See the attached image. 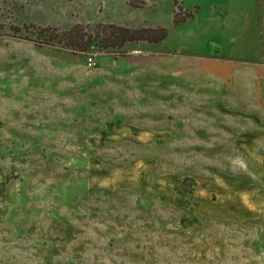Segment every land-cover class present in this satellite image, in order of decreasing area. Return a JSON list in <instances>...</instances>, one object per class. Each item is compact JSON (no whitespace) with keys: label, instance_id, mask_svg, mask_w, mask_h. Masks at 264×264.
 I'll return each instance as SVG.
<instances>
[{"label":"rangeland","instance_id":"rangeland-1","mask_svg":"<svg viewBox=\"0 0 264 264\" xmlns=\"http://www.w3.org/2000/svg\"><path fill=\"white\" fill-rule=\"evenodd\" d=\"M120 1L0 0V264H264V48L199 75L175 26L198 6ZM77 19L113 45L45 40Z\"/></svg>","mask_w":264,"mask_h":264},{"label":"crops","instance_id":"crops-1","mask_svg":"<svg viewBox=\"0 0 264 264\" xmlns=\"http://www.w3.org/2000/svg\"><path fill=\"white\" fill-rule=\"evenodd\" d=\"M120 2L121 4L123 2L129 10H135L128 3V0H121ZM180 2L185 10H191L198 6L195 16L182 22L178 28L181 43L193 48L191 51L194 52V57L187 59L194 60L193 63L189 64L193 66L194 73L228 80L237 68L232 60L262 59L264 13L260 11L259 0H247L246 3L243 0H228L226 5L219 4L216 0H193L189 2L180 0ZM105 5L106 0H99V6L102 7L100 13ZM97 17L98 19L91 23L104 21L99 19L100 16ZM193 21L198 23L196 31H192L188 27V24ZM77 22H79L78 19L72 22L68 28ZM224 23L227 26H224ZM217 45L222 49L217 50ZM227 47L229 55L225 56ZM200 55H207L208 58L201 59Z\"/></svg>","mask_w":264,"mask_h":264},{"label":"trees","instance_id":"trees-1","mask_svg":"<svg viewBox=\"0 0 264 264\" xmlns=\"http://www.w3.org/2000/svg\"><path fill=\"white\" fill-rule=\"evenodd\" d=\"M198 9H195L194 12L186 15L184 19H178L177 13H175V26L180 25L182 22H185L195 16V13ZM185 12L186 10L183 7H180V13ZM112 29L111 35L114 38V44L117 47H123L128 42L136 41H147L150 43H159L165 41L169 37V29L165 27L158 28H142L133 30L124 26L119 25H110ZM49 35H44L47 42H59L71 48L74 51H87L92 47H108L112 46L110 42L104 41V39H96L93 34H88L86 27L80 23L75 24L71 29L66 31H60L57 28L48 27L43 29ZM97 38H100V33H98ZM107 40V39H105Z\"/></svg>","mask_w":264,"mask_h":264},{"label":"built area","instance_id":"built-area-1","mask_svg":"<svg viewBox=\"0 0 264 264\" xmlns=\"http://www.w3.org/2000/svg\"><path fill=\"white\" fill-rule=\"evenodd\" d=\"M93 61H94V59H93V58H90V59H89V65H90V66H92V65L94 64V62H93Z\"/></svg>","mask_w":264,"mask_h":264}]
</instances>
